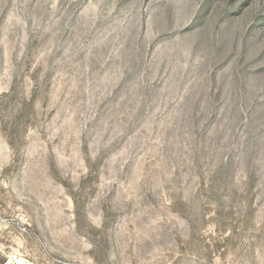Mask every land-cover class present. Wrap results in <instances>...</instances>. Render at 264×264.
<instances>
[{"label":"rangeland","instance_id":"1","mask_svg":"<svg viewBox=\"0 0 264 264\" xmlns=\"http://www.w3.org/2000/svg\"><path fill=\"white\" fill-rule=\"evenodd\" d=\"M0 264H264V0H0Z\"/></svg>","mask_w":264,"mask_h":264}]
</instances>
